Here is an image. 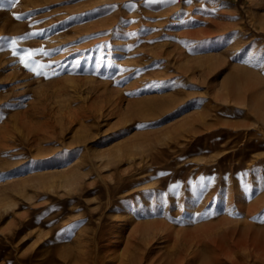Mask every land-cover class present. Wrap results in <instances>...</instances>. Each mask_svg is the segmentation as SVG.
Returning a JSON list of instances; mask_svg holds the SVG:
<instances>
[{"label": "rangeland", "instance_id": "obj_1", "mask_svg": "<svg viewBox=\"0 0 264 264\" xmlns=\"http://www.w3.org/2000/svg\"><path fill=\"white\" fill-rule=\"evenodd\" d=\"M37 48L47 76L19 62ZM0 49V264L264 245V95L231 86L264 88V0H0Z\"/></svg>", "mask_w": 264, "mask_h": 264}, {"label": "bare ground", "instance_id": "obj_2", "mask_svg": "<svg viewBox=\"0 0 264 264\" xmlns=\"http://www.w3.org/2000/svg\"><path fill=\"white\" fill-rule=\"evenodd\" d=\"M244 77H236L234 79V82H232L231 86L233 87V89L236 90V92H238L236 103L239 105H242L241 107L245 108V109H253V107H256L257 104V99L254 96H251L249 98L245 97L244 95L246 93H251V95L256 94V93H261V95H264V88H261L262 86H258L256 81H252L251 82L248 81H244L243 79ZM226 96L225 94H223V100L226 101ZM224 101V102H225ZM261 118L256 116V121L255 124H260L261 122ZM247 127V125L245 126ZM228 192V191H227ZM227 205H233L236 203L240 202L241 197L237 192H233V189L230 188V192L227 196ZM254 203H250V205H253ZM251 214V211L247 212L248 216H245V219L250 218L249 215ZM244 253V251H242ZM242 260H243V264H264V245H247V247L245 248V253L242 255ZM216 259L211 258V257H207V259L205 260V264H217ZM220 263V262H219Z\"/></svg>", "mask_w": 264, "mask_h": 264}, {"label": "snow or ice", "instance_id": "obj_3", "mask_svg": "<svg viewBox=\"0 0 264 264\" xmlns=\"http://www.w3.org/2000/svg\"><path fill=\"white\" fill-rule=\"evenodd\" d=\"M17 2L18 0H13V6ZM13 15L17 20L22 19V17L19 14L13 13ZM37 34H38L37 32H31V33H28L27 35L35 36ZM12 43H13V48H14L13 55H18L15 49V41H13ZM37 53L47 55V51L44 48L26 49L24 50V54L19 56V62L22 63L26 69L31 70L35 75L47 76V71H44L46 65L41 64L38 60L35 59ZM56 74L57 73H53V75H56ZM262 222H264V218H262Z\"/></svg>", "mask_w": 264, "mask_h": 264}]
</instances>
